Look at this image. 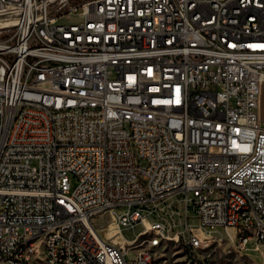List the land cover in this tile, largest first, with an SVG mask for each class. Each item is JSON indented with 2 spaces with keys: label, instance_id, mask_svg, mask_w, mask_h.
Masks as SVG:
<instances>
[{
  "label": "built area",
  "instance_id": "2783aa9c",
  "mask_svg": "<svg viewBox=\"0 0 264 264\" xmlns=\"http://www.w3.org/2000/svg\"><path fill=\"white\" fill-rule=\"evenodd\" d=\"M263 85L264 0H0V264L264 255Z\"/></svg>",
  "mask_w": 264,
  "mask_h": 264
},
{
  "label": "rangeland",
  "instance_id": "374dc122",
  "mask_svg": "<svg viewBox=\"0 0 264 264\" xmlns=\"http://www.w3.org/2000/svg\"><path fill=\"white\" fill-rule=\"evenodd\" d=\"M67 20H73V17H67ZM260 110L261 116L264 118V85L261 92V100H260ZM194 217V216H192ZM112 217L109 214H105L103 216H99L95 219V226L97 229L103 226L104 223H108L111 225ZM113 227V226H112ZM111 227L112 231L114 230ZM110 229V230H111ZM108 230V232L101 231V235L104 238H108L112 231ZM142 231V232H141ZM223 233V230H221ZM143 233V227L138 226L135 231L125 230L123 232L124 237L127 240H133L137 234ZM224 238L226 236L223 234ZM113 239H115L113 237ZM212 249H215V252L212 254H207L200 256L196 261H193L185 256V254L181 251L179 247L167 240H163L161 242L160 248H156V262L163 264H264V255L259 251H240L232 244L228 242L225 243H214L213 247L209 249L210 253Z\"/></svg>",
  "mask_w": 264,
  "mask_h": 264
},
{
  "label": "bare ground",
  "instance_id": "6f19581e",
  "mask_svg": "<svg viewBox=\"0 0 264 264\" xmlns=\"http://www.w3.org/2000/svg\"><path fill=\"white\" fill-rule=\"evenodd\" d=\"M59 101H73V94L60 93ZM110 231H112V229ZM112 233L114 234L113 237L115 238L114 239L115 242L127 246V243L123 241V239L120 236H117L114 230L112 231ZM49 237H56V230H49ZM160 237H161V230L158 229L143 230V233L138 234V239L132 240L131 249L133 250V252H141L142 245H147V241ZM162 241L163 240H160V245ZM211 244L212 241H205L204 245L202 246V253L209 252ZM33 245H34V233H24V240L16 241V243L14 244V251H15L14 259H21L22 255H28V248H31V246ZM158 247H159L158 244L149 245V259H151V263H157L155 250ZM182 249H190V242H182ZM39 255L43 258H50V249H48L47 247H39ZM88 264H101V263H88Z\"/></svg>",
  "mask_w": 264,
  "mask_h": 264
},
{
  "label": "trees",
  "instance_id": "16d2710c",
  "mask_svg": "<svg viewBox=\"0 0 264 264\" xmlns=\"http://www.w3.org/2000/svg\"><path fill=\"white\" fill-rule=\"evenodd\" d=\"M71 1H75V0H71Z\"/></svg>",
  "mask_w": 264,
  "mask_h": 264
}]
</instances>
